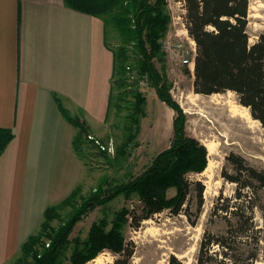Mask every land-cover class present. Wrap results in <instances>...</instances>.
<instances>
[{
    "label": "trees",
    "instance_id": "obj_1",
    "mask_svg": "<svg viewBox=\"0 0 264 264\" xmlns=\"http://www.w3.org/2000/svg\"><path fill=\"white\" fill-rule=\"evenodd\" d=\"M64 2L68 8L102 22L106 43L110 37L116 42L115 48L107 44L114 57L109 106L114 101L116 89L120 90V100L129 95L128 81L135 73L175 111L174 139L139 177L112 186L104 181L95 193L83 197L82 203L74 206L68 221L61 223L63 225L54 226L60 219L59 210L56 205L49 206L39 230L22 245L12 264H88L106 251L118 256L116 264H129L131 253L126 238L129 228H140L144 221L164 212L175 216L185 214L193 226L197 224L202 215L205 188L200 182L190 181L189 177L206 171L208 150L200 141L187 135L186 115L170 98L167 59L161 45L173 21L169 0ZM184 2L187 11L184 20L190 36L197 43L194 93H235L239 104L250 111L264 131V31L258 34L254 43L250 42V0ZM133 94L136 103L132 122L137 124L147 98L138 89ZM54 98L63 116L78 129L73 146L76 154L82 157L85 144L89 147L91 143L86 137L87 126L69 115L59 95L55 94ZM14 138L12 129H0V159ZM227 162L230 168H225L223 176L227 182L236 185V189L229 198L220 196L211 214L214 218L224 219L227 229L221 234L205 232L198 264H256L264 260V169L251 166L235 153L227 157ZM172 190L175 194L169 196ZM76 195L77 189L64 204L74 201ZM120 199H124V205L114 211L111 219L104 216L93 223L86 237L71 238L84 216L97 206L109 208ZM134 199L136 205H129ZM194 199L197 212L192 215L190 202ZM257 211L261 212L263 228L256 223ZM215 247L219 251H215ZM170 264L182 263L172 257Z\"/></svg>",
    "mask_w": 264,
    "mask_h": 264
},
{
    "label": "rangeland",
    "instance_id": "obj_2",
    "mask_svg": "<svg viewBox=\"0 0 264 264\" xmlns=\"http://www.w3.org/2000/svg\"><path fill=\"white\" fill-rule=\"evenodd\" d=\"M169 9L174 20L168 34L163 39L167 40L170 36L172 37L171 43H182L184 47L179 49L174 46L173 48L178 50L177 54H171V51L167 52L164 48L162 49L166 55V72L171 83L170 98L181 107L186 115L187 135L200 141L206 148L215 143L217 154L213 158L208 156L209 165L204 174L189 177L190 181L200 182L205 188L204 206L197 224L193 226L185 214L175 216L170 212H164L153 219L144 221L140 228H129L126 233L128 250L131 253L129 264H170L172 257H176L182 264H198L199 249L205 232L221 234L227 229L224 219L214 218L211 215L217 199L220 196L231 197L236 189V185L227 182L223 176L225 168L227 170L230 168L227 157L235 153L246 159L251 166L264 169L263 128L260 122L252 118L250 111L239 104L237 95L227 92L215 95L198 94L197 96L194 93V77L187 67L179 64L182 61L181 57L186 56L191 48L183 31L182 23L185 22L183 17L187 13L184 0H169ZM249 12L250 42L254 43L258 34L264 31V0H250ZM108 43L112 48L116 47V42L112 37L107 40ZM95 59V84L99 85V81L104 78L105 85L107 75L111 76V58L106 54L101 57L97 46ZM158 67L160 68L159 64ZM142 80L132 73L127 87L129 95L122 96L123 99L120 100V90L116 89L114 101L109 109L107 108L108 101L106 102L108 111L102 123H98L101 124L100 127L93 129L87 127L88 136L86 137L91 143L89 147L85 144L84 157H80L81 164H83L82 169L77 171L75 187L65 199L53 204L58 207L60 215L59 221L54 222L55 227L66 223L74 206H79L83 197H89L95 193L104 181H108L112 186L139 177L158 154L171 146L174 139L176 113L167 103L158 98L155 90L149 86L147 81ZM136 89L145 93L147 98L143 113L138 116L137 124L132 122L136 103L133 91ZM234 109H239V113H234ZM73 117L78 118L83 124L77 113ZM83 137L86 138L85 135ZM211 161L212 166L210 167ZM77 165L79 167L78 163ZM72 177L71 168L68 173L67 167L63 175L60 174L57 177V180L61 183L63 179L70 185ZM76 189L78 195L74 196L75 200L64 204ZM174 194V190L169 192V196ZM136 203V199L129 201V205H136ZM123 205L124 199H120L110 204L109 208L97 206V209L88 213L77 224L71 238L86 237L95 221L104 216L111 219L114 211ZM196 206L197 201L194 199L190 202L192 215L197 212ZM255 220L258 227L263 228L260 211L256 212ZM215 251L219 249L215 247ZM99 257L104 259L105 264H116V259H118V256L109 251L102 253ZM119 259L127 260L126 258ZM13 262L14 260L9 264ZM88 264H94V260ZM256 264H264V260Z\"/></svg>",
    "mask_w": 264,
    "mask_h": 264
},
{
    "label": "crops",
    "instance_id": "obj_3",
    "mask_svg": "<svg viewBox=\"0 0 264 264\" xmlns=\"http://www.w3.org/2000/svg\"><path fill=\"white\" fill-rule=\"evenodd\" d=\"M97 46L111 58L105 85L104 78L95 84ZM113 69L105 27L91 15L64 0H0V129L15 134L0 159V264L17 257L46 209L73 191L82 169L73 146L77 129L54 95L71 117L100 127ZM67 167L70 185L57 180Z\"/></svg>",
    "mask_w": 264,
    "mask_h": 264
},
{
    "label": "built area",
    "instance_id": "obj_4",
    "mask_svg": "<svg viewBox=\"0 0 264 264\" xmlns=\"http://www.w3.org/2000/svg\"><path fill=\"white\" fill-rule=\"evenodd\" d=\"M184 18V17H183ZM174 20V19H173ZM174 24V22H173ZM183 24V31L184 34L186 35V39L188 40V42L190 43V50L187 51V55H183L181 57L182 61L179 63L182 67H187L190 70L191 75L194 77V71H195V59H196V55H197V43L196 41L190 36L188 27L186 25L185 22L182 23ZM171 38L172 37H168V39H162V49L164 48L165 51H171L172 53L177 54L178 50L174 49L173 47H177L179 49L184 48L182 43H178V44H173L171 43ZM170 54V56H171Z\"/></svg>",
    "mask_w": 264,
    "mask_h": 264
},
{
    "label": "bare ground",
    "instance_id": "obj_5",
    "mask_svg": "<svg viewBox=\"0 0 264 264\" xmlns=\"http://www.w3.org/2000/svg\"><path fill=\"white\" fill-rule=\"evenodd\" d=\"M197 96H198V94H197ZM243 108L246 109V110H248L245 107H243ZM233 112L234 113H239V109H234ZM207 148H208V151H209V156L212 157V158L215 157L216 154H217L216 153V144L215 143H212V144L208 145ZM211 166H212V161H211L210 167ZM94 264H105V261H104V259H101L99 257V258H97V259L94 260Z\"/></svg>",
    "mask_w": 264,
    "mask_h": 264
}]
</instances>
